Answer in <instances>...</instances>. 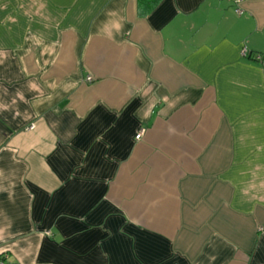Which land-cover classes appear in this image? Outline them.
<instances>
[{"label": "crops", "instance_id": "1", "mask_svg": "<svg viewBox=\"0 0 264 264\" xmlns=\"http://www.w3.org/2000/svg\"><path fill=\"white\" fill-rule=\"evenodd\" d=\"M140 1L0 0L14 264H264V0Z\"/></svg>", "mask_w": 264, "mask_h": 264}, {"label": "trees", "instance_id": "2", "mask_svg": "<svg viewBox=\"0 0 264 264\" xmlns=\"http://www.w3.org/2000/svg\"><path fill=\"white\" fill-rule=\"evenodd\" d=\"M160 0H141L140 3H141V7H140V10H141V13H147L149 12L150 10H152L158 3H159Z\"/></svg>", "mask_w": 264, "mask_h": 264}, {"label": "built area", "instance_id": "3", "mask_svg": "<svg viewBox=\"0 0 264 264\" xmlns=\"http://www.w3.org/2000/svg\"><path fill=\"white\" fill-rule=\"evenodd\" d=\"M236 4L240 3L242 0H234ZM237 13H242V10L240 8L236 9ZM244 52H246V48L244 49ZM143 133V130H141L138 134H137V138L139 139L141 137ZM0 264H14L13 262H11L7 256L5 255H0Z\"/></svg>", "mask_w": 264, "mask_h": 264}]
</instances>
